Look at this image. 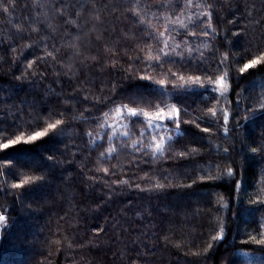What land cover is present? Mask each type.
Wrapping results in <instances>:
<instances>
[{"label": "trees", "instance_id": "obj_1", "mask_svg": "<svg viewBox=\"0 0 264 264\" xmlns=\"http://www.w3.org/2000/svg\"><path fill=\"white\" fill-rule=\"evenodd\" d=\"M262 54L264 0H0V143L63 120L0 149V264H264Z\"/></svg>", "mask_w": 264, "mask_h": 264}, {"label": "snow or ice", "instance_id": "obj_2", "mask_svg": "<svg viewBox=\"0 0 264 264\" xmlns=\"http://www.w3.org/2000/svg\"><path fill=\"white\" fill-rule=\"evenodd\" d=\"M4 11L7 12L8 9L4 8ZM195 34V33H193ZM205 35H207V32L204 33ZM157 36H159L160 40L164 43V48L159 49V51L155 54L152 55L151 52L149 53V55L147 56V61L149 62L150 66H161L162 63L167 62L162 61L161 57H169L171 55V53L169 51H165L166 48L170 47L167 43V39L164 37L163 33H154L152 38L156 39ZM52 53L50 52L49 55H51ZM261 62H264V54L260 55L257 58L251 59L250 61H248L247 63H245L243 65V67L240 69V72L243 73L249 69H252L254 67H256L257 65H259ZM221 63H223V61H221ZM33 66L32 62L28 63L26 65V69H31ZM43 75V73H41V76ZM173 76H175V74H173ZM19 79V78H18ZM141 79H146L151 81V77L149 76H142ZM179 79L181 81H184L185 78L183 75H181L179 77ZM201 81V77L200 76H189L188 77V81H185V83H192V84H197L199 85ZM219 83L221 84V86H223L224 84V77L221 76L220 77V81ZM161 90H163L164 88H166V82L164 80H160L158 82ZM176 87V86H174ZM264 106V105H262ZM209 111L212 113V117H215L216 113L214 109H209ZM185 112H187V109H185ZM54 115H56V113H53ZM128 114L130 116H137L138 113L136 111V109H128ZM179 114H180V109L175 107V105H173V107L171 108V110L165 112L164 108H161L159 111L156 112L155 117H149V121H151L152 119H155L157 121H163L165 119H168L169 122L175 127V128H180L181 125V121L179 120ZM107 115V114H105ZM139 115L147 117L148 113H140ZM224 123L227 124L228 122V116L227 114H224ZM63 123L62 119H56V121L54 123H48L47 127L43 130V131H36L31 135H28L25 138L24 134H20L17 135V133L14 131V134H12L13 137L15 138H8L5 140V142L0 143V149H8L9 147H14L20 143H32L35 142L41 138H44L46 136L49 135L50 131H55L59 125H61ZM150 128L154 127V128H159L161 125L159 123L153 125L151 123H149L148 125ZM204 132H209V128H204L203 129ZM2 133V132H0ZM115 134V133H114ZM125 135H127V133H125ZM153 141L155 142L154 145L150 144L148 147L152 149V151L154 153H158V154H163V152L165 151V140L163 137H161L159 140H156V137L153 136L152 137ZM168 140L171 141L172 137L169 136ZM142 146V145H141ZM133 147H137V145H133ZM169 150L173 151L171 149V146H169ZM108 153L111 154L113 152L116 151L115 148L113 147H109L107 149ZM253 151H256V149H253ZM262 151H264V149H262ZM192 154L195 155L196 154V149H192L191 150ZM103 155V154H102ZM176 155H178L179 157H185L186 155H188L187 152L181 151L179 153H176ZM211 167H215V165H212ZM104 171L106 172L107 169H104ZM207 174V173H206ZM228 175L231 176V170H229ZM41 177H26L21 183H14L11 185L12 188L16 189V188H24L26 185H29L30 182H32L33 180H40ZM122 183H127V181H123ZM137 187H139L137 185ZM158 188H163V185H157ZM6 220V217L3 215H0V222H3ZM221 233H223V229H221ZM223 236H219V237H215V239H222ZM257 243L260 244H264V239H261L259 241H257Z\"/></svg>", "mask_w": 264, "mask_h": 264}, {"label": "rangeland", "instance_id": "obj_3", "mask_svg": "<svg viewBox=\"0 0 264 264\" xmlns=\"http://www.w3.org/2000/svg\"><path fill=\"white\" fill-rule=\"evenodd\" d=\"M173 107V105H170V106H167V107H165L164 108V110H165V112H167V111H169V110H171V108ZM160 110V109H159ZM159 110H157V111H159ZM157 111H154V112H151V113H149V117H155V114H156V112ZM121 113H122V110H120V111H116L114 114H115V116H116V119H115V121L114 122H117V127H121L122 125H123V123L121 122V120H120V116H121ZM168 121V119H165V120H163V121H157V120H155V119H152L151 121H150V123L151 124H153V125H155V124H157V123H159L161 126L159 127V128H154V127H152L151 129H154V130H156V138H158V139H160L161 137H163L164 138V140L166 141L167 140V138L169 137V130H170V125H168L166 122ZM4 222V221H3ZM0 234H1V231H0Z\"/></svg>", "mask_w": 264, "mask_h": 264}]
</instances>
